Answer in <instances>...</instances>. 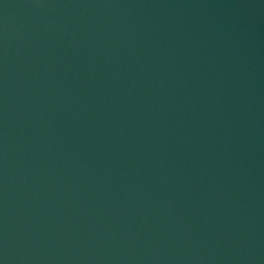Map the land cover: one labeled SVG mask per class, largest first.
<instances>
[{"label": "water", "instance_id": "1", "mask_svg": "<svg viewBox=\"0 0 264 264\" xmlns=\"http://www.w3.org/2000/svg\"><path fill=\"white\" fill-rule=\"evenodd\" d=\"M262 0H0V264H202Z\"/></svg>", "mask_w": 264, "mask_h": 264}]
</instances>
